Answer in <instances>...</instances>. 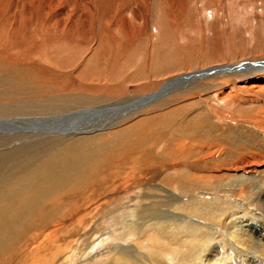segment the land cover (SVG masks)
I'll return each instance as SVG.
<instances>
[{"label": "rangeland", "instance_id": "obj_1", "mask_svg": "<svg viewBox=\"0 0 264 264\" xmlns=\"http://www.w3.org/2000/svg\"><path fill=\"white\" fill-rule=\"evenodd\" d=\"M101 1L92 0V4L89 1L83 3L87 5L90 3L89 7L96 10L95 16H97V20L95 24H92L89 21L90 19L87 20L89 12L78 10L80 3H77L79 6L76 5V11L73 6L74 10L69 9V14L67 13L65 17L68 19L72 18L77 24L73 22L76 30L72 31L76 35V41L70 42L71 31L70 33L68 32L69 37H63L64 33L61 32L59 39L63 40L65 46L56 47L58 46V41L55 40L51 32L54 29L53 27L57 26V22L54 18L49 19V17H52V13L49 12V15L45 13L46 10H43L40 0H16L15 2L14 0H0V9L5 4L7 6V11L4 14L1 13L2 19H0V119L10 120L12 118L17 132L25 134L21 139L11 140L9 144L4 140L5 138L10 139L9 135H5L9 133L0 130V169L3 171L1 174L8 178L4 179L3 185L10 181V176H14V174H8L16 169H29V166L36 168V165H49V167L53 168L51 158L60 159V157L68 156L72 148L80 147V143L83 142L81 137L85 135H64L69 132H63L58 128H48V125L57 124V121H59L57 119L58 115L95 105L108 103L111 105L113 101H116V98H123L132 93H137V91L154 90L159 85L161 75L168 70L176 71L179 66H182V70L195 69L197 65L198 67L200 65H208L207 63L213 61L214 58L230 60L236 59L235 57L239 55L238 58L241 59V57L255 56L264 52V0H189L187 9L183 12L181 7L177 6V3L173 0H149V11H151L150 29L145 36V34L141 35L144 26H138L135 30L134 39H132V36L124 35L126 34L125 26L122 25L121 21L115 24L114 21L117 20V17L110 15L111 13L115 15L113 13L114 5L111 4V0H109V3H111L106 5H102ZM133 1L125 0V3ZM1 2L5 3L2 5ZM234 2L237 3V5H234V7L237 6V8L235 7L236 9L232 7ZM126 4L128 5V12L126 10L125 12L129 15V11H132V5ZM106 6H108V13L105 10ZM237 9L242 10L243 20L234 19V12ZM24 10H31V22L33 24L31 29H27L25 24V21H29L31 16L28 15L23 18ZM179 11L181 15L177 14ZM74 13H77L76 17ZM37 14H39V18L34 20ZM89 23H91V26ZM209 25L211 26L209 27ZM21 27H23L22 30ZM240 28L241 30L244 28V32L240 33ZM219 42L222 46L218 48ZM196 47L199 48L197 49ZM59 48L61 51L58 50ZM53 62H59L57 64H61L58 66L60 68L56 70ZM87 71L90 76L86 74ZM96 72L99 73L98 76L95 75ZM158 73L161 74L159 75ZM82 74L84 77L86 75L89 76L86 78V84L88 85L85 88L83 84L80 86L81 83L74 85V78L82 77ZM221 74L227 75L231 73L225 72ZM152 77L153 80H151ZM229 82L232 83V80H229ZM198 85L195 83V85H191L188 88V95L191 92H195L189 100L193 99V101L198 102L205 99L216 103L214 95L217 87L205 88L202 85V87ZM84 89L85 94L78 93L84 91ZM230 99L223 101V104H228ZM186 105L188 104H169L164 101L162 105H158L159 108L156 112L150 110L146 111L149 113L143 111L134 115L132 117L133 120L130 119L128 123L119 127L125 128L131 125L129 129H123L127 130L122 141L123 147L119 151H115L116 148H114V152H112L114 159L110 160L108 155L102 152V154L94 157V163L91 164V169L88 168L90 170H88V173L85 172V175H79L81 170L77 171L79 179H76L79 180L78 182L81 185L75 188L73 184L77 181L74 179L75 182L70 181L71 183H68L67 186L70 185L69 189L62 190L56 197L41 201V205L36 204V206L39 205V208H32L25 212L18 210L19 213L16 211L13 218L11 216L13 222L16 223L18 221L14 227L6 226L5 220L0 223V264H56L60 257L64 259L71 253L78 258L73 262L74 264H109L115 255L122 250L123 246H133L134 248L137 246L138 249L144 252L152 253V257H159L167 262L163 260L162 264H169L170 262V264H178L179 249H173L170 246L171 249L163 250L158 254L153 250L152 245L158 239L155 227H153L156 212H153V214L149 212L151 216L147 215L148 212L140 215L137 212L141 210H137L138 207H142L144 203L139 201L138 197L149 193L151 197L149 198V195H147L148 198H146L145 203L150 205L159 198H153L154 191H157V194L160 192L163 195H167L168 197H161L164 200L181 196L184 204L211 209L216 215L214 220L211 221L207 219L209 214H200V217L198 213L186 210L188 215L184 214L185 217H192L207 223V225H202L200 229L216 231H209L216 233V237L210 235L212 237H209L210 242L205 248L206 251L198 253L197 258L190 257L185 264H194L198 259H205L208 252L217 247L216 244L224 247L226 249H222L224 251L230 250L226 252L225 261L227 263L239 260L238 247L230 241L228 234L236 230L234 223L239 218L241 221L245 219V224L248 227L251 226L250 221L247 220L250 215L262 221V218L254 212V208L256 207L255 199L259 196V193L264 196V151L257 150L259 149L256 144L257 139L248 140L249 138L247 137L244 140L238 138V140H235L236 145L225 144L228 149L239 147L241 153H246L239 158L241 161L238 159L236 162H228L226 164L224 160L221 161L225 154H217L216 158H219L216 159L214 164L201 163L199 158L203 155V143L197 138L188 137L186 133L190 135V131L185 127L188 120L198 117L201 110L198 104L196 106ZM178 106L180 109L177 111L183 113L182 117L177 123H169V117L174 114L170 112L175 111ZM246 107L240 109L242 110L241 114L247 116V119L251 117L250 115L254 116V120L264 119V101L263 103H251ZM111 115L107 111L93 119H87L86 122H92L94 119V121H97V119L104 120ZM147 116H157V123L153 124L151 122L149 124L150 119L146 120ZM184 119L187 121L184 122ZM223 121V123H229L228 119L224 118ZM73 122L76 124L82 123L77 120ZM197 122H199L198 119L195 120V123ZM223 123L221 124V129L215 128L213 130L214 128H212V130L221 136L223 135V137H229L227 140L230 142L231 134L226 131V126ZM152 125L153 127H151ZM195 130L197 131L198 129ZM229 131L232 132L231 129ZM254 131L249 130L247 134L254 133ZM148 132H151V135L149 137L144 136L148 135ZM173 132H180L181 136L169 145L171 153L166 158L161 153V149L165 147H160V144H156L155 137L158 135V137L164 138L163 140L169 143L168 138L173 136ZM202 133L207 136V132ZM192 134L196 135L198 133L194 132ZM34 140H41L39 142L40 145H35L31 142ZM84 143L88 145L93 142L89 139L84 141ZM243 143L245 144L244 146H242ZM106 146L107 144L100 146L99 150H107ZM244 147L250 149L247 151L242 149ZM82 148L86 151L88 150V147L84 148L82 146ZM89 150L85 153L81 152V154L86 156V160H80L83 163L78 169L83 170L82 167L90 163L89 157L92 155ZM99 153L97 152V154ZM181 153L186 155L184 163L174 165L182 160L181 158L184 155H181ZM247 156H254L252 159H256L255 161L259 163L258 166L251 168L255 171H248L250 172L249 174L243 175L242 170L244 168L241 162ZM252 159L250 160L252 161ZM260 160L263 161L260 162ZM10 161L12 167L6 168ZM235 163L239 165L237 167L240 171H236L237 174L234 175L235 177L232 176V179L227 173L220 172L229 170L230 166H234L233 164ZM226 166L229 167L227 168ZM59 167L62 168L61 165ZM180 171L184 172L187 180L194 182L195 186L192 191L181 193L179 189L173 188V194L168 195L154 187L152 183L154 180L158 183L169 172L178 173ZM104 182H112L113 186L118 185L119 187L116 188L118 191L117 195L109 197L108 192H103L105 190ZM241 183L243 185H240ZM108 185L110 184H106V187ZM108 188L110 189V187ZM75 190L77 192L74 193ZM239 196L244 202L237 201ZM245 203H247V206ZM54 206L56 207L53 208ZM161 212L165 213L162 209L158 214H162ZM172 214H176V212ZM177 216L179 217V215ZM175 217L173 218L175 219ZM229 219L231 221L234 220L231 222ZM180 222L187 224L188 219L184 218ZM262 222L258 225L255 222L252 224L253 229H255L253 234L257 235L259 240L264 238V225ZM87 225L96 227V232L92 235L89 234L86 231ZM100 239L105 242L94 254L88 258H86V255L79 258L80 254L90 251V248L100 243ZM132 250L135 251L134 255H139L136 248ZM218 251L221 252V249ZM236 252L237 256L235 255ZM217 257H219L217 260L208 263L223 264L224 261L221 256L217 255ZM144 262L150 264L147 258Z\"/></svg>", "mask_w": 264, "mask_h": 264}, {"label": "bare ground", "instance_id": "obj_2", "mask_svg": "<svg viewBox=\"0 0 264 264\" xmlns=\"http://www.w3.org/2000/svg\"><path fill=\"white\" fill-rule=\"evenodd\" d=\"M11 1H13V0H11ZM15 1L16 0H14V2ZM86 1H89L91 3L92 0H40V4L43 5V10H46L45 13L47 15H49V12L52 13V17L51 18L49 17V19L54 18L57 22L56 23L57 26H54L53 27L54 29H52V32H51V34H53V37L55 38V40L58 41L57 42L58 46H56V47L65 46V44L63 43V40L59 39L60 38L59 36H61V34H60L61 32L64 33L63 37H67L68 32L70 33V31L72 32V31L76 30L75 25H73L75 23V21L72 20V18L68 19L67 17H65V15H67L70 8H71V10L73 9L72 6L75 9L77 3H80V6H79V4L77 5V6H79L78 10L81 12L84 10H85V12H89V16L87 17V20L90 19L89 21L92 24H95V22L97 20V16H95L96 10H94L92 7L91 8L89 7L90 3H89V5L83 4ZM96 1H98V0H96ZM173 1H175L177 3V6L179 5L181 7L182 12L185 9H187V4H188L189 0H173ZM35 2H37V1H35ZM111 2L110 3L114 5L113 6V10H114L113 13H115V15H113L112 13L110 15L117 17V20L114 21L115 24H118L121 21L122 25L125 26L126 34H124V35L132 36V39H134V36L136 34L135 30L137 29L138 26L143 25L144 27H143V32L141 33V35L145 34V36H146V34L148 33V30L150 29V24H151L150 23L151 22L150 21V12L151 11H149L150 10L149 0H134L133 2H126L129 5H132V11L131 10L129 11V13H130L129 15H128V13L125 12V10L128 12V10H127L128 5L125 3V0H111ZM1 3L3 5L5 2H1ZM100 3L102 5L110 4L109 0H106V1L102 0ZM232 4H233L232 7H234V5H237V3H235V2ZM229 6H231V5H229ZM107 7L108 6L105 7L106 12L108 10ZM235 7L237 8V6H235ZM1 8L2 9H0V19H2L1 13L4 14L7 11L6 4L4 7H1ZM17 9H19V8H17ZM30 11L31 10H24L23 14L21 13L22 17L26 18L28 15H30ZM75 11H76V9H75ZM45 13H44V16H45ZM177 14L181 15V12L179 11V12H177ZM74 16L76 17L77 13L76 14L74 13ZM38 18H39V14L36 15L34 20H37ZM29 19H30L29 21L24 20L26 22L25 24L27 25L26 26L27 29H31V27H33V24L31 22L32 16L29 17ZM79 19H81V18H79ZM101 19H102V17H101ZM234 19L243 20L242 19V10L240 11L239 9H237L234 12ZM84 20H86V19L84 18ZM109 22H111V21H109ZM154 22H156V21H154ZM91 23H89L90 26H91ZM104 23H107V22H104ZM210 26L211 25H209V27ZM80 27H82V26H80ZM99 27H100V25H99ZM101 27H103V26H101ZM22 28L23 27H21V30H22ZM83 28H85V27H83ZM87 28H88V26H87ZM91 28H93V27H91ZM241 28L239 29L240 33L244 32V28L242 30H241ZM77 29H78V27H77ZM88 29L90 30V28H88ZM73 33L74 32L71 33L73 36L71 35V37L69 38L70 42L76 41V35H74ZM192 33H193V31H192ZM107 34H108V31H107ZM171 34H172V32H171ZM56 36H57V38H56ZM139 37H138V39H139ZM46 43H49V42H46ZM219 44H220V42H219ZM219 44H218V48L220 46H222L221 44L220 45ZM69 45H68V47H69ZM212 47H214V46H212ZM196 48L198 49L199 47H196ZM58 50H60V48ZM214 50H218V49H214ZM55 51H57V50H55ZM65 55H67V54H65ZM70 55H71V53H70ZM238 56L235 57L236 59H230V60H223V59H215L214 58L213 61H209L207 63L208 65H203V66L200 65L199 67L197 65V68H195V69L194 68H188V69L182 70L181 69L182 66H179L176 71H169L168 70L165 74L161 75L159 85L156 86V88L154 90L142 91V92L137 91V93L136 92L132 93L131 95H127L126 97L116 98V101H113L111 103V105H110V103H108L109 105L108 104H102V105H98V106L95 105V106H90V107H86V108H82V109H75L74 111L67 112V114L64 113L62 115H58L57 119L59 121H57V124L48 125L49 126L48 128L49 129L58 128V129L62 130L63 132H66V133L69 132V133L64 134V135H69V134L70 135L71 134L85 135V136L81 137V141H83V142L80 143L79 148H76V147L72 148L70 150V153L68 156L60 157V159L59 158H54V159L51 158L53 168L49 167V165H47V166L46 165H41V166L36 165L37 166L36 168L29 166L28 167L29 169L19 168V169L14 170L10 174H8V175L14 174V176H10V181L6 185H3L4 179H8V178L4 174H1V172H3V171H1V169H0V178H1V180H0V218H1L0 223L4 222V220H5L6 226L9 225L8 227H14L18 223V221L16 223L13 222L12 221L13 219L11 220V216L13 218V215L16 214V211L18 212V210H23V212H25V211L31 210L32 208H34V209L39 208V205H41V203H40L41 201L43 202L46 199L48 200V199H51L53 197H56V195H58V193H60L62 190L69 189L70 185L69 186H67V185L70 181L75 182L74 179L77 181V182H75V184H73V185H75V188L77 186L81 185V183L78 182L79 181L78 177H79V175H85V172L88 173V170L92 168L91 164L94 163L93 160H94L95 156H98V155L102 154V152H105L111 160V159H114L112 157V152H114V148H116L115 151L122 150V147H123L122 141H123L124 136H125L124 135L125 131H127V130H123V129H125V128L129 129V128H131V125H129L125 128H119V127H122V125H124L125 123H128L130 119L133 120L132 117L134 115L140 114L143 111L146 112V111L153 110L156 112L159 108L158 105L159 104L162 105V103L164 101L168 102L169 104L187 103L188 105H186V106H193V105L196 106L197 104L199 105V109L201 111L199 112L198 117L192 118L191 120L189 119L190 121L188 120L187 125L185 127L188 129V131H190V135H189V133H186L188 135V137L190 136L192 138L193 137L197 138L203 143V145H202L203 146V151H202L203 155L199 158L201 160V163L205 162L204 164H207V165H208V163L214 164L216 162V159L219 158V157L216 158L217 154H219V155L225 154L223 158L221 155V158H222L221 161L224 160V162L226 164L228 162H236L239 158L242 157L243 154L245 155L246 153H241V151L239 150V147H235V149H232V148L228 149L227 148L228 146L225 143H229L230 145H236L235 140H238V138L244 139V140L247 137L249 138L248 140L257 139L256 144L259 147V149H257V150L264 151V119L263 120L255 119L254 120V116H252V115H250L251 117L249 119H247V116H243L241 114L242 110L240 109L242 107L247 108L246 106H248L251 103H263V101H264V52L262 54L255 55V56H252V55L248 56V57L245 56L246 58L241 57V59H239ZM122 57H124V56H122ZM216 57H217V55H216ZM113 58H115V57H113ZM69 60H71V59H69ZM117 60H118V58H117ZM124 60H125V58H124ZM108 61H109V59H108ZM127 62H128V60H127ZM53 63H55L54 68H56V70H57V68H60L58 66H60L61 64L60 65L57 64L59 62H57V63L53 62ZM125 64H126V62H125ZM119 66L121 67V65H119ZM172 70H173V68H172ZM92 71H94V70H92ZM125 72H127V71H125ZM225 72L231 73V74H227L228 76L226 74L225 75L221 74V73H225ZM83 74H85V73H83ZM83 74L81 75L82 77H79V78H76L74 76L75 77L74 78L75 79L74 85L77 83H81L80 86L83 84L84 88L88 85V84H86V78L89 77L90 75L88 74V71L86 74H88L89 76L86 75V77H84ZM158 74L160 75L161 73H158ZM95 75L98 76L99 73L96 72ZM226 76H227V78H226ZM151 80H153V77ZM229 80H232V83H230ZM57 83H59V82L57 81ZM140 83H142V82H140ZM195 83H197V85L199 84L198 86L202 85L205 88L217 87L215 89V95H214V97H215L214 100L216 101V103H214L212 101H206L205 99L199 100L198 102L193 101V99L189 100L192 98L191 96H192V94H195V92H191V94L188 95L187 94L188 88L191 85L192 86L195 85ZM137 84H139V83H137ZM78 93L79 94H85L86 92L84 89V91H80ZM182 95H185V96H182ZM200 97H202V96H200ZM229 98H231V99L228 102V104H226V105L223 104V101H225ZM164 104H166V103H164ZM179 109H180V107L178 106V107H176L175 111L170 112V113H174V114L171 117H169V119H168L169 123L179 122V120L183 114L181 111H177ZM255 110H256V108H255ZM107 111L112 114L110 117H107L104 120H102V119L98 120L97 119V121H94L95 120L94 119L92 122L91 121L86 122L87 119H91V118L93 119L94 117L100 116V114L105 113ZM146 113H149V112H146ZM249 114H250V112H249ZM244 115H246V114H244ZM203 117L204 118L206 117V118L204 119ZM224 118L228 119L229 123H223ZM148 119H150L149 124H151V122L153 124H155V123H157L156 120L158 118H157V116H151V117L147 116L146 120H148ZM197 119L199 120V122L195 123V120H197ZM75 120L81 121L82 123L76 124L73 122ZM109 121H111V122H109ZM185 121H187V120L184 119V122ZM222 123L226 126V131L230 132V134H231L230 142L227 140L229 137L228 138L223 137V135L221 136V135H219L213 131V130H215V128H220ZM45 127H46V125H45ZM151 127H153V125ZM212 128H214V129L212 130ZM195 129H198V130L196 131ZM230 129L232 130V132L229 131ZM0 130H2V131L4 130V131L9 133V134H5V135H7V136L9 135L10 139H6V138L4 139L5 142H8V143L11 140L12 141L17 140V138L21 139L22 136L24 137V135H25L23 133L17 132V129L15 128V122L12 118L10 120L0 119ZM249 130H255V131H254V133L247 134L249 132ZM101 131H103V132H101ZM13 132H15V133H13ZM30 132H32V131H30ZM194 132H196L198 134H196V135L192 134ZM202 132H207V136H204V133H202ZM150 135H151V132H148V135H144V136L149 137ZM226 135H228V134L226 133ZM47 136H49V135H47ZM179 136H181L180 132H173V136L168 138L169 143H167L165 140H163L164 138L158 137V135L155 137V143L160 144V147H165V148L161 149L162 150L161 153L163 154L164 157H166V158L169 157V155L171 153L169 145L172 144L175 139H179ZM89 139H91L93 143L88 144V145L86 143H84V141H87ZM40 141L41 140H36V141L34 140L31 142L34 143L35 145H40V143H39ZM221 142H223L225 145ZM104 144H107V146H106L107 150L100 151L99 150L100 146H102ZM246 144H248V143H246ZM244 145L245 144L243 143L242 146H244ZM82 146H84V148L88 147L87 148L88 150L90 148L89 151L91 152V155H92L89 157L90 163L84 165L83 167L81 166L83 168V170L78 169L80 167V165L83 163V162H80V160L81 161L86 160V156L81 154V152L85 153V152H88V150L87 151L84 150L82 148ZM110 149H111V151H110ZM242 149L248 151L250 148L244 147ZM61 150H62V148H61ZM97 152H100V153L97 154ZM64 155H66V154H64ZM181 155H184V156L181 158L182 160L180 161V163L174 164V165H181L182 163H184V158L186 155L184 153H181ZM249 158L252 159V158H254V156H247L241 162L242 166L244 168L242 170L243 175L249 174L251 171H255L251 168L255 167L256 165L258 166L259 162L255 161L256 159L255 160L252 159V161H251ZM239 160L241 161V159H239ZM261 161H263V160H260V162ZM59 165H61L62 168H60ZM215 165H217V164H215ZM222 165H223V163H222ZM233 165L234 166L229 165L231 167L229 170H224V171H220V172L227 173L231 178L232 176L237 174L236 171H240V170H238V167H237L239 165H236V163ZM261 165H263V164H261ZM10 166H11V161H10V164H8V166L6 168H10ZM229 166H226V167L228 168ZM13 168H11V169H13ZM79 170H81V173L79 172L80 174L78 175L77 171H79ZM52 171H54V172H52ZM214 171H215V169H214ZM248 171H250V172H248ZM50 172H52V173H50ZM219 174H221V173H219ZM186 177L187 176H185L184 172H182V171H180L178 173H176V172L170 173L169 172L158 183L155 180L152 183L154 184V187L157 190H160V191H162L168 195L173 194V188H177L180 190L181 193H183L184 191H192L194 186H195L194 182L187 180ZM224 177H226V176H224ZM256 177H258V176H256ZM76 178H78V179H76ZM240 178H242V176H240ZM41 179H43L44 181ZM46 179H48V180H46ZM260 179H261V177H260ZM227 180H229V179H227ZM244 181H245V179H244ZM252 181H254V180H252ZM223 182H225V181H223ZM108 183L111 185V186L108 185V187H110V189L108 187H106V184H108ZM108 183L107 182H104V184L102 183L104 186V189H105L103 192H108V196L111 197L112 195H115L118 192L116 190V188L119 186L117 184H116L117 186H113L112 182H108ZM226 183H227V181H226ZM175 184H177V185L174 186ZM230 184H232V183H230ZM218 185H219V183H218ZM240 185H243V184L241 183ZM256 185H258V184H256ZM259 188H261V187H259ZM179 190H178V192H179ZM174 191H175V189H174ZM75 192H77V190H75L74 193ZM145 192H147V191H145ZM154 192H155V194H154L153 198H155V199H156V197H159V198L156 200H154L152 198L154 200V201L152 200L153 203H151L150 205H147L145 203V201H146V198H148L147 195H149V193L145 194V196H139L138 200L141 202H144V203L142 204L143 205L142 207H140V208L138 207V209H137V210L141 209V210L137 211L139 213V215L141 213H144V212H148L147 215H150L149 212H151L152 214H153V212H156V215L154 216V220H155L154 223L155 224H153V227H155V230L157 233L156 236L158 237V239H156L155 244L153 243V245H152L153 250L155 252H157V254H158L163 250L171 249L170 246H172L173 249H176V248L179 249L180 253H178V258H177L178 264H185L187 261H189L188 259H190V257H196L198 253L206 251L205 248L208 246V244L210 242L209 237H212V236L216 237V233H211V232H216V231H211L208 229L209 231H211V232H209V231L200 229L202 227V225H207V223H205L201 220L194 219L192 217H187V216L185 217L184 214L188 215V213H187L188 211L186 212V210L196 212V213H198L199 216H200V214L204 215V213H206V214H209L207 216V219L212 221V220H214V217H216L214 212L211 209H203V207H200V206H192L189 204H184L181 196L179 198L178 197L166 198L165 199L166 201H165L161 197L162 196L168 197L167 195H163L160 192L157 194L156 193L157 191H154ZM150 197L151 196L149 195V198ZM195 197H197V196H195ZM240 198H241L240 196L237 197V201L244 202L243 199L242 198L240 199ZM247 198H249V197H247ZM208 199H209V197H208ZM149 201H147V202H149ZM255 201H256V207L254 208V212L257 213L260 216V218H262V221H264V196L261 193H259V196L255 199ZM36 204H39V205L36 206ZM136 205H139V204H136ZM245 205L247 206V203H245ZM35 206H36V208H35ZM55 207L56 206H54L53 208H55ZM162 209H163V211H165V213L161 212L162 214H158V212L161 211ZM131 211H132V209H131ZM135 212H136V210H135ZM173 212H176V214L179 215V217H181V218H179L176 214H172ZM168 214H170V215H168ZM174 216H176L175 219L173 218ZM184 218L188 219V222H186L187 224H183L182 222H180V220H184ZM244 220L241 221L240 218H239V220H235L234 228L236 230L229 232V234H228L230 241H232L238 247L237 252L240 255L239 260L231 261V262L227 263L225 261L226 255H227L226 252H228L230 250L224 251V250H222V249H225L224 247H220L219 244H216L217 247L214 250H212L211 252H208L207 255L205 254L206 256L204 255L205 259H203V260L198 259V261L195 262L194 264H209L208 262H214L215 260H217L219 258V257H217V255L221 256V258L224 261L223 264H261V263L264 264V238L262 237L263 240L257 239L259 237L257 235L253 234L255 229H253V226H252V224L254 222L256 225H258L262 221L261 220L259 221V218L256 219L255 217L250 215L249 218H247V220L250 221L251 226L248 227V225L245 224ZM150 221H152V220H150ZM211 221H210V224H211ZM139 222H141V221H139ZM242 222H243V225H242ZM223 223H224V221H223ZM262 223L264 225V222H262ZM228 225L230 226V224H228ZM208 226H209V224H208ZM148 227H149V225H148ZM150 228H152V227H150ZM95 229H96V227H93L92 225L86 226V231L91 235L94 234V232H96ZM146 231H148V230L146 229ZM2 234H3V232H2ZM210 235H212V236H210ZM104 242L105 241L102 239L100 241V243H98L96 246L94 245L92 248H90V251L83 253V254H80L79 258L80 257L82 258L83 256L85 257V255H86V258H88L92 254H94V252L96 250H98V248H100V246L103 245ZM134 246H136V245H134ZM135 248L138 250V251L137 250L136 251H137V253H139V255H137V254L134 255L135 251H133L132 249H135ZM135 248L133 246H123L122 250H120L118 252V254L115 255V257L113 258V260L109 264H141V263L146 264L144 262L146 258L149 259L150 264H162V261L164 259H160L159 257L158 258L152 257L153 256L152 253L150 254L149 252L148 253L144 252V251L138 249L137 246ZM220 249H221V252L218 251ZM237 252L235 253L236 256H237ZM75 254H76V252H75ZM124 258H128L129 260L124 259ZM73 259H74V261H73ZM77 259L78 258H76L75 255L73 253H71V255H69V256L67 255L66 257H64V259L60 257L56 264H74L73 262H75ZM77 264H79V263H77Z\"/></svg>", "mask_w": 264, "mask_h": 264}]
</instances>
